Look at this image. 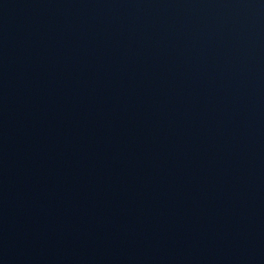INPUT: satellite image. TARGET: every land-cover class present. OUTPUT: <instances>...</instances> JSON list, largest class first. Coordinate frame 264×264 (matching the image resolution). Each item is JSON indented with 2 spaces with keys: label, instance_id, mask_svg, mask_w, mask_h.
Instances as JSON below:
<instances>
[{
  "label": "water",
  "instance_id": "1",
  "mask_svg": "<svg viewBox=\"0 0 264 264\" xmlns=\"http://www.w3.org/2000/svg\"><path fill=\"white\" fill-rule=\"evenodd\" d=\"M0 264H264V0H0Z\"/></svg>",
  "mask_w": 264,
  "mask_h": 264
}]
</instances>
